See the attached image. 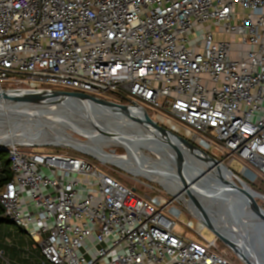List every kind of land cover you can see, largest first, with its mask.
<instances>
[{
  "label": "built area",
  "instance_id": "built-area-1",
  "mask_svg": "<svg viewBox=\"0 0 264 264\" xmlns=\"http://www.w3.org/2000/svg\"><path fill=\"white\" fill-rule=\"evenodd\" d=\"M49 90L117 94L264 182V0H0V92ZM2 152L0 224L42 264H232L176 234L173 202L160 210L88 159Z\"/></svg>",
  "mask_w": 264,
  "mask_h": 264
},
{
  "label": "bare ground",
  "instance_id": "bare-ground-1",
  "mask_svg": "<svg viewBox=\"0 0 264 264\" xmlns=\"http://www.w3.org/2000/svg\"><path fill=\"white\" fill-rule=\"evenodd\" d=\"M30 98L47 103L54 102L53 104L58 105L59 107H57L58 109H54L51 107L41 108L36 107L34 105H26L19 107L18 116H23L22 118L25 119H17V122L19 123V125H28L25 129V132L23 131V133L21 132L23 129L20 131H16L15 128H12L10 120L7 116L10 115L8 114L6 107L8 106V104H0V118L3 119V121L2 119L0 120V136H2L4 139L6 138V140L11 142H28L32 144H63L75 150L78 149L80 151H85L89 154H92L94 157L101 160L104 164H113L129 171L135 169L143 173L152 172L156 175L158 179L162 181H169L172 189L179 196L184 198V186L177 178L176 173L173 170L174 164L170 163V160H172L174 157V150L170 145L152 139L151 134L144 130L143 126L145 125L140 116L143 111L140 107H133L131 119L127 118L119 112H115L112 108H110V106L100 105L95 102H81L76 100L70 103L56 101L54 98L51 97L37 98L36 96H30ZM65 108L73 109V111L64 110ZM29 113H31L32 115H28ZM19 114L22 116H20ZM99 119H108L117 123V125L120 127L119 129H108L107 132L116 134L119 137V140L110 137L98 136L97 139H93L89 142L74 141L58 130L60 126H85L87 125V123L94 122ZM29 120L31 122H34L31 123ZM27 121L29 122L27 123ZM42 123L48 126L42 127L44 130L49 129V131L54 134L47 132L46 134H41L36 139L28 140V136H30L28 135L29 131L31 130L30 133L33 136L38 135L36 132H34V127ZM23 136H27V139ZM135 140H138L144 147L142 148L138 146ZM60 141H63V143H58ZM70 144H72V146ZM114 145L124 146L129 152L135 154L142 153L143 150H145V152L149 154L150 157L149 163H129L126 160L118 159L107 154V152L105 151V147H111ZM178 150L183 154L187 162H189L190 165L196 169L197 172L202 171L205 173L207 172V174L210 173V179L220 184V179L217 175V170H213V167H210L207 163L194 159L186 147L178 145ZM151 154L155 155L157 159L151 157ZM213 173L215 174V178L212 175ZM223 174L226 175L224 170ZM237 179L242 182L244 186L245 183L241 179ZM226 180L231 183L234 189H237V187L233 183L232 178H230L229 175H226ZM244 190L251 193V195L255 198L261 197L260 194L249 189L246 185ZM199 192L202 194H208L213 197L210 199L204 196L201 197L200 200L207 213L218 217L221 221V223H219V221L215 222L214 220H212L214 225L225 234L226 228L228 230L229 235H232L233 231H235L233 237L236 241H239L241 244H245L248 247H252L250 238L254 235L253 233L255 232L254 229L256 228L255 226L257 222L249 219V210L245 209V217L243 219H239L237 223H235L232 214V206L235 203L234 197H229L228 195L220 194V191H218L215 186L203 183H200L199 185ZM215 207L217 208V210H215ZM258 240L261 243L260 246H263L262 248H264V239ZM253 247L254 250L257 252L260 250L259 246L257 245H253ZM249 258L250 260H252L251 257Z\"/></svg>",
  "mask_w": 264,
  "mask_h": 264
},
{
  "label": "rangeland",
  "instance_id": "rangeland-1",
  "mask_svg": "<svg viewBox=\"0 0 264 264\" xmlns=\"http://www.w3.org/2000/svg\"><path fill=\"white\" fill-rule=\"evenodd\" d=\"M106 99L112 100L114 103L122 104L125 103V100L119 97L117 94L108 93L105 96ZM150 117L154 115V112H149L148 114ZM30 121V120H29ZM27 121V122H29ZM31 122V121H30ZM32 121L31 123H33ZM94 124L100 126L104 130L108 129H119L120 127L117 125L116 122L108 119L104 120H97L94 122H89L85 126H60L58 130L61 133L67 135L71 140L74 141H83L89 142L93 139L98 138V134L94 128ZM42 127H48L46 124L42 123ZM181 135L184 136V132L182 130ZM190 141V140H189ZM136 144L140 147H144L138 140H135ZM192 142V141H190ZM58 143H63L60 141ZM66 143V142H65ZM197 147L203 149L212 157H214L218 161H224V165L231 170L236 177L241 179L245 184L242 186L240 181L236 177H232L233 183L238 189H244L245 185L253 190L254 192L260 194L261 197L255 198L253 197L252 200L263 212H264V182L261 181L260 178L253 182L249 180L243 173V164L235 161L231 164L230 161L223 158L217 152L213 150H209L206 146H201L195 142H192ZM72 146V144H70ZM75 147V146H74ZM76 148V147H75ZM29 151H39V152H49V153H56L60 155H69L75 157H82L88 159L91 165L96 168L99 172H104L122 184L127 186L130 189H134L136 194L143 197V198H150L154 202L158 203L160 206L159 209L161 210L165 204H169L173 202L171 208L176 210V212H180L179 217L174 215H170L168 213V209H164L163 213L166 215H170L176 222V234L180 235L181 237L195 241L197 243L204 244L206 242H214L216 241L218 251L223 253L227 259L232 264H245L238 256L231 251L223 242L218 240L211 232H209L205 226L201 224L198 220V210L195 204L192 202L190 197L187 194H184V198L179 196L171 187L169 181L160 180L156 177V175L152 172H139L135 169L132 171L123 169L116 165L111 164H104L97 159L87 156L86 154L77 151L69 146L60 145V146H44V147H37L35 149H27ZM105 151L107 154L116 157L118 159L126 160L129 163H140V164H147L149 163L150 157L149 154L143 150L142 153L136 154L129 152L127 149H123L118 145L114 146H106ZM148 155V156H147ZM144 158V160L142 159ZM151 157L157 159L155 155L151 154ZM6 159L8 160V154H6ZM2 162L0 160V167ZM215 178V174H212ZM168 206V207H170ZM215 210L217 208L215 207ZM178 215V214H176ZM211 220L215 222L221 223L218 217L214 215L208 214ZM226 234L228 235V230H225ZM201 233V237L199 236ZM203 238V239H202ZM205 240V241H204ZM0 253H4L3 260L0 259V264L4 263V260L7 262L9 261L11 264H42L41 258L38 257V253H40L39 245L34 242L31 236L20 229L13 223H6L3 224L0 228ZM213 252H217L213 250Z\"/></svg>",
  "mask_w": 264,
  "mask_h": 264
},
{
  "label": "water",
  "instance_id": "water-1",
  "mask_svg": "<svg viewBox=\"0 0 264 264\" xmlns=\"http://www.w3.org/2000/svg\"><path fill=\"white\" fill-rule=\"evenodd\" d=\"M30 96H36L37 98H46V97H51L54 98L56 101H61V102H74V101H81V102H95L100 105H106L110 106L115 112H119L126 116L127 118L132 119V112H133V107H136L135 105L132 106H127L124 104H117V103H112L108 102L105 100L97 99V98H92L90 96L84 95V94H79V93H71V92H65V91H56V90H49V91H38V92H26V91H17V92H0V104H8L7 107V112L10 115L8 116V119L10 120V124L12 128H15L16 131L25 132V129L27 128V124L24 126L23 124H20L17 122V119H25L22 117L18 116V108L21 106H26V105H34L36 107H41V108H54L58 109V105L53 104L54 102H43L40 100L36 99H31ZM139 107V106H138ZM141 108V107H140ZM142 109V114L140 115L142 118V121L145 126H143L144 130L151 134L152 139L162 142L165 144L170 145L173 150H174V157L172 160H170L171 164H174L173 170L176 173L177 178L180 180V182L184 186V194H187L192 202L195 204L199 216L198 220L203 224V226L206 227V229L211 232L218 240L223 242L231 251H233L238 258H240L245 264H264V248L263 246H260L261 243L259 242L258 239H264V212L256 206V204L253 202L252 198L253 196L251 193L244 189H234L231 185L226 180V175H229L230 178H234L235 175L234 173L229 170L222 161L216 160L214 157H212L210 154H208L206 151L203 149L197 147L194 145L192 142L189 140L182 138L171 131L163 128L162 126L158 125L148 114L147 112ZM64 110L67 111H73V109L70 108H65ZM1 115V114H0ZM28 115H32L29 113ZM2 118H0L1 120ZM3 121V119H2ZM25 121V120H24ZM28 123V122H27ZM42 124H38L34 127V132H36L38 135L33 136L31 135L30 131L28 136V140H33L38 138L41 134H46L47 132L54 134L49 131V129L44 130L42 128ZM94 128L97 132V134L100 137H110L119 140V137L114 134L107 132L100 126L94 124ZM23 132V133H24ZM27 139V136H23ZM60 146L63 144H47V143H25V142H17V141H8L6 138L4 139L2 136H0V146L4 147H20L24 149H35L37 147H44V146ZM178 145L186 147L192 157L198 161L207 163L210 167H213V170H217V175L220 179V184L217 182H214L213 180L210 179V173L207 174V172H202V171H196L194 167L190 165L189 162H187L186 158L183 156V154L178 150ZM123 149L126 150L124 146H119ZM6 151V150H5ZM80 151V150H77ZM84 154H86L89 157H92L94 159H97L94 157L92 154H89L85 151H80ZM136 155V154H135ZM144 160V158L142 157ZM99 160V159H97ZM102 162L101 160H99ZM145 161V160H144ZM103 163V162H102ZM223 170L226 173V175L223 174ZM197 172V173H196ZM200 183L203 184H209L212 186H215L218 191H220V194L228 195L229 197H234L235 203L233 204V220L235 223L239 219H243L245 217L244 215V210L248 209L249 210V219L252 221H256V228L254 229L255 232L253 233L254 237L252 236L250 238L251 245H257L259 246V251H255L254 247H248L245 244H241L239 241H236L233 237V234H235V231H233L232 235H226L225 233L221 232L212 222L210 217L208 216V213L206 209L204 208L200 198L206 196V198H213L212 196L208 194H202L199 192V185ZM241 185L243 186V183L240 182ZM10 223V222H8ZM232 229V228H231ZM253 230V231H254ZM257 239V240H256ZM258 242V243H255ZM254 243V244H253ZM252 260H250V258Z\"/></svg>",
  "mask_w": 264,
  "mask_h": 264
},
{
  "label": "trees",
  "instance_id": "trees-1",
  "mask_svg": "<svg viewBox=\"0 0 264 264\" xmlns=\"http://www.w3.org/2000/svg\"><path fill=\"white\" fill-rule=\"evenodd\" d=\"M0 160L2 162V165H1V174H0V187L3 186L4 184L12 181V174L10 172V167H9V163L6 159V154L5 153H1L0 154ZM2 223L0 224V228L3 224H6L9 222V220L7 219H2L1 220ZM0 248H1V245H0ZM41 256V253H38V257L40 258Z\"/></svg>",
  "mask_w": 264,
  "mask_h": 264
},
{
  "label": "crops",
  "instance_id": "crops-1",
  "mask_svg": "<svg viewBox=\"0 0 264 264\" xmlns=\"http://www.w3.org/2000/svg\"><path fill=\"white\" fill-rule=\"evenodd\" d=\"M40 258H41V256H40ZM42 260V259H41Z\"/></svg>",
  "mask_w": 264,
  "mask_h": 264
}]
</instances>
